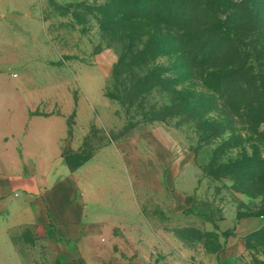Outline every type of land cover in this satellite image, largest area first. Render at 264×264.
I'll use <instances>...</instances> for the list:
<instances>
[{"label": "rangeland", "instance_id": "1", "mask_svg": "<svg viewBox=\"0 0 264 264\" xmlns=\"http://www.w3.org/2000/svg\"><path fill=\"white\" fill-rule=\"evenodd\" d=\"M228 1L232 11L214 16L213 5L206 14L207 1L196 0L195 18L245 25L233 44L248 71L241 87L226 100L209 98L195 76L181 77L173 51L151 57L135 74L160 69V78H175L205 105L186 122H159L144 115L168 105L165 91L155 88L130 108L111 98L121 85L114 76L120 38L147 32L144 21L106 22L104 11L114 21L131 15L124 0H0V129L56 128L75 149L60 154L70 169L94 162V212H114L103 222L112 228L114 258L145 255L151 235L158 243L150 254L169 264H264V0ZM5 176L0 168V182ZM255 222L260 228L247 231ZM41 237L22 231L18 246L46 256ZM232 240L244 248L228 249L241 253L225 259Z\"/></svg>", "mask_w": 264, "mask_h": 264}, {"label": "crops", "instance_id": "2", "mask_svg": "<svg viewBox=\"0 0 264 264\" xmlns=\"http://www.w3.org/2000/svg\"><path fill=\"white\" fill-rule=\"evenodd\" d=\"M64 136L56 128L0 129V168L6 171L0 182V264H169L168 257L158 260L150 254L158 243L151 235L149 241L144 237L150 247L145 255L113 257L112 228L103 222L114 212H94L98 204L89 174L94 162L70 169L60 154L75 149L71 142L62 143ZM259 228L255 222L247 231ZM25 230L42 236L46 256L32 245L18 246ZM232 248H244V243L226 242L222 257L241 253L227 251Z\"/></svg>", "mask_w": 264, "mask_h": 264}, {"label": "trees", "instance_id": "3", "mask_svg": "<svg viewBox=\"0 0 264 264\" xmlns=\"http://www.w3.org/2000/svg\"><path fill=\"white\" fill-rule=\"evenodd\" d=\"M124 1L132 8L125 9V11H131V15L128 16L125 12L114 21L113 17L104 11L106 22H121L122 25L127 21L133 24L130 26H134V24L138 25L136 21H144L145 24L141 28L146 27L147 32L137 39L128 35V30L125 39L121 36L122 53L114 70L115 81H121L119 83L121 85L120 87L115 86L111 98L118 100L122 106L127 105L130 108L137 101L143 100L153 89L159 88L168 94V105L159 112L150 110L144 117L148 116L149 121L159 122L174 118L186 122L193 118L198 113V109L200 111L205 105L199 103L200 106H198L195 98H189L187 92H183L181 88L178 89V80L170 77L160 78V69L159 72L157 70L145 72L141 78L135 74L142 72V67L148 63L149 58L169 54L171 51L178 55L176 64H178V70L183 71L181 77L186 79L195 76V79L209 93V98L216 95L226 100L232 96L231 89L241 87L240 83L248 71L245 63H241L238 48L233 44L241 39L245 25L227 24L226 18L208 19L207 17L206 20L198 22L195 18L198 11L196 0H166L169 3L161 7L154 4V0ZM135 1L136 4L143 3L145 6L139 10L134 6ZM206 1V6L203 8L206 14L210 13L211 5L215 7L212 13L214 16L216 12H228L227 10L232 11L233 9L228 0ZM130 29V34H132L134 30L132 27ZM135 31L138 30L135 29ZM252 33L257 32L253 30ZM122 35H124L123 32ZM232 37L235 38L234 41ZM138 45L141 48L137 49ZM227 45L233 48L234 54L225 53ZM235 85L236 87H233ZM208 109L209 107L205 108V110ZM239 109L237 108L236 113H239ZM205 124L212 129L213 124L207 122Z\"/></svg>", "mask_w": 264, "mask_h": 264}]
</instances>
